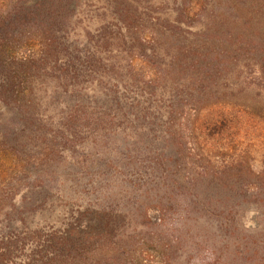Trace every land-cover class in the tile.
Masks as SVG:
<instances>
[{
    "label": "trees",
    "instance_id": "obj_1",
    "mask_svg": "<svg viewBox=\"0 0 264 264\" xmlns=\"http://www.w3.org/2000/svg\"><path fill=\"white\" fill-rule=\"evenodd\" d=\"M227 5L240 11L239 24L222 15ZM81 6H94L99 25L92 31L86 23L78 47L73 18ZM92 83L104 91L102 107L82 101ZM38 85H54V95H67L74 104L52 136L57 146L73 147L97 132L129 131L149 154L143 163L136 152L127 160L137 163L131 175L139 178L155 174L160 181L175 182L184 174L201 179L242 172V157L215 165L205 137L229 127L234 109L227 97L248 86L264 92V0H0V107L22 113L20 130L15 131L16 123L0 124L4 142L13 144L25 135L47 141L45 125L23 117L37 108L32 99L40 92ZM26 98L31 105L15 107ZM109 150L107 162L116 169L123 160L117 155L123 153ZM86 157L82 162L89 161ZM127 161L120 164L125 167ZM152 199L156 203L149 208L163 219L171 201ZM132 206L140 210L144 200ZM94 218L95 232L87 219L77 230L81 221L76 216L61 231L47 234L27 264H49L62 247L95 238L110 218ZM17 243L13 236L1 237L0 264L11 263Z\"/></svg>",
    "mask_w": 264,
    "mask_h": 264
},
{
    "label": "rangeland",
    "instance_id": "obj_2",
    "mask_svg": "<svg viewBox=\"0 0 264 264\" xmlns=\"http://www.w3.org/2000/svg\"><path fill=\"white\" fill-rule=\"evenodd\" d=\"M93 9L81 6L73 18L78 47L83 44L86 23L92 31L99 25ZM217 13L210 12L209 17ZM222 15L236 25L243 17L229 5ZM86 87L82 101L102 107L104 91L94 83ZM257 87L248 86L227 97L234 109L229 127L208 138L201 136L208 139L205 142L215 165L242 157L243 171L201 179L184 174L172 182L160 181L155 174L131 175L138 166L128 162L133 152L141 163L149 154L129 131L106 132L105 136L97 132L73 147L57 146L52 136L74 104L67 95H54V85L35 86L40 92L32 99L37 107L34 117L31 113L23 117L45 125L47 141L30 140L25 133L13 144L0 139V239L13 236L18 242L10 264H27L37 243L61 231L76 216L81 221L77 230L87 219L95 232L96 215H108L106 228L95 238L62 247L49 264H264V174L258 175L264 170V92ZM21 105H31L30 98L15 107ZM20 114L0 107V124L16 123L18 131ZM108 149L117 150L116 155L119 150L123 153L117 155L123 160H118L116 169L107 162L112 157ZM86 155L89 161L82 162ZM125 161L129 164L123 167L120 162ZM161 196L172 206L158 219L159 214L149 207L156 203L151 197ZM138 200H144L140 210L132 206Z\"/></svg>",
    "mask_w": 264,
    "mask_h": 264
}]
</instances>
